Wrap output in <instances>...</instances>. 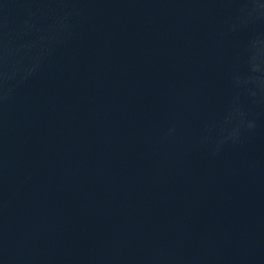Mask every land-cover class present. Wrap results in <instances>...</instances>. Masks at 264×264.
I'll return each mask as SVG.
<instances>
[{
    "label": "water",
    "instance_id": "water-1",
    "mask_svg": "<svg viewBox=\"0 0 264 264\" xmlns=\"http://www.w3.org/2000/svg\"><path fill=\"white\" fill-rule=\"evenodd\" d=\"M0 264H264V0H0Z\"/></svg>",
    "mask_w": 264,
    "mask_h": 264
}]
</instances>
